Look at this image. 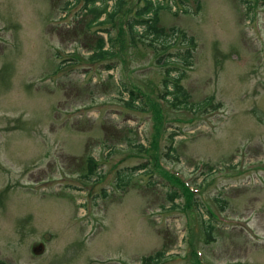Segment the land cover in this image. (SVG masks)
<instances>
[{
  "label": "rangeland",
  "instance_id": "1",
  "mask_svg": "<svg viewBox=\"0 0 264 264\" xmlns=\"http://www.w3.org/2000/svg\"><path fill=\"white\" fill-rule=\"evenodd\" d=\"M157 1L168 39L121 36L144 0L104 26L85 0H0L5 264H264V0ZM104 28L115 57L92 61Z\"/></svg>",
  "mask_w": 264,
  "mask_h": 264
},
{
  "label": "trees",
  "instance_id": "2",
  "mask_svg": "<svg viewBox=\"0 0 264 264\" xmlns=\"http://www.w3.org/2000/svg\"><path fill=\"white\" fill-rule=\"evenodd\" d=\"M97 1H101V0H86V2L89 4L90 3V8H89V12H90V15H91V22L89 24V26H91L93 23L95 22H99V19L100 17L106 13L107 15V18L106 20L102 21L104 22L105 24L107 23H112L114 24V21L116 19V17L118 15H120L121 13V10L122 8L124 7V1L125 0H117V7L114 9V11H109L108 10V1L109 0H102V4L101 6H98L96 5V2ZM165 1H169V0H165ZM175 2V0H173ZM182 2V7L184 8L185 11H188V9L185 7V4H186V1L185 0H181ZM198 2V9L200 8V3H199V0H197ZM156 3V2H155ZM152 0H146V3L145 5L141 6L137 12H136V15L134 17H132L129 21H128V25H129V28L131 29L132 31V35L134 38H136V35H135V26L137 25H144L145 26V29L147 31V34L149 35H154V36H157V38L159 37H165L166 39L167 36L164 35V32H165V28L164 27H160L159 26V22H160V16H159V13L162 9L164 8H172L171 4H168V6L165 5V3H161V2H157L155 4ZM67 4H70V2H66V5ZM147 13H152V16L150 18H142V16L146 15ZM101 23V22H100ZM120 27H121V36H123V32H124V28H123V25H122V21H120ZM105 31L109 32V28H104ZM193 43V39L191 38L190 39ZM111 41H112V44L113 45H110V46H114L115 44V40L113 39V37L111 38ZM105 39L104 38H101L99 37L98 38V43H97V47H96V50L94 51L95 52V55L91 56V59L93 60H97V59H110V58H113L116 54V52H114L113 50L109 49V50H105L104 47H105ZM111 44V43H110ZM192 48H187L184 52H181L179 55L182 57L183 61L186 63V65H191V56H192ZM183 54V55H181ZM95 58V59H94ZM106 67L108 69H111L114 67L113 64H107ZM183 73L181 76H179L176 80H175V83H174V88L173 90L171 91V94H172V97H173V105H187L188 104V99H187V95L186 93L183 91V87L180 83V79H182L183 77ZM165 85L167 86V84L170 83V80L168 78H165ZM131 92V95L134 96V97H137V92L136 90L132 89L130 90ZM164 96V95H163ZM159 106V105H158ZM160 108V107H159ZM160 117H161V113H160V116H159V122H160ZM142 146V145H141ZM172 147H169V149H171ZM94 162L95 160L92 159V167L94 166ZM124 184V183H123ZM174 194H176V191L173 190ZM217 201H220L222 202L221 199H217ZM211 213V212H210ZM213 214V213H212ZM215 224L214 223H209L207 227H205L206 229V239L210 238L211 237V230L215 229ZM205 239V240H206ZM164 252L162 253L161 252H157V256L159 255H163ZM157 256H149L147 258H145L144 260L146 261H150L152 259H154L155 257ZM0 264H5L2 260H0Z\"/></svg>",
  "mask_w": 264,
  "mask_h": 264
},
{
  "label": "water",
  "instance_id": "3",
  "mask_svg": "<svg viewBox=\"0 0 264 264\" xmlns=\"http://www.w3.org/2000/svg\"><path fill=\"white\" fill-rule=\"evenodd\" d=\"M40 247V248H39ZM39 247H36V252H39V251H42L43 250V248H44V244L43 243H41L40 244V246Z\"/></svg>",
  "mask_w": 264,
  "mask_h": 264
}]
</instances>
